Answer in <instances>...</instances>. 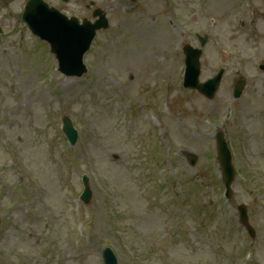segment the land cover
Segmentation results:
<instances>
[{
    "label": "rangeland",
    "instance_id": "1",
    "mask_svg": "<svg viewBox=\"0 0 264 264\" xmlns=\"http://www.w3.org/2000/svg\"><path fill=\"white\" fill-rule=\"evenodd\" d=\"M2 2L3 0H0V5ZM22 5L23 1H20L11 7L19 8ZM146 25H149L148 22L141 18L133 19L131 23L127 24L124 35H117L116 41L112 44L108 43V46L103 42L93 56L95 60L106 57L107 68L115 71L123 79L131 71L136 74L137 81L132 84V91L127 100L133 111L132 123L134 126H129L123 116L116 113L117 104L111 91L105 95L102 94L103 92H99L100 88H98V103L93 106L86 82L80 81L78 82L80 86L65 87L58 97V103L61 104L65 99V111L76 114L82 125V138L78 146L71 152L65 149L58 155V151L52 153L49 150L47 157L44 139L35 135L34 129H44L50 137L57 135L56 129L37 124L30 127L27 125L26 111H21L20 115L16 116L17 110L14 104L8 100L6 109H10L13 113L10 116L14 119L6 123L7 127L0 128V133H3V129H5L8 136L12 137L20 149V141L24 139L21 155L28 164L25 172L28 180L35 179V182L30 180V185L25 180L28 192L23 190L21 185L17 186L22 189L19 192L26 195L24 197L12 191L15 189L13 185L7 184L5 187L3 202L0 203L2 204L0 214L12 216L10 220L15 221L11 234L2 244L5 253L10 257L17 253L19 256L21 251H30L33 256L37 257V264H100L101 249L104 243L108 242V237L115 235L116 229L110 228L107 223L103 201L97 196L98 202H93L92 205L84 209L87 217L82 220L86 230L81 234L76 229V218L67 192L69 189H74L76 196L78 195L80 190L79 175L92 165L101 172L104 181L109 185L104 191V195L108 197L111 210L115 211L117 206L119 208L121 206L125 212L122 224L126 234L124 237L121 236L122 225L120 224L118 226L120 237L114 241L119 256L127 258L131 252L134 256V264H226V262L217 261L218 257L211 252L217 243L223 244L227 250H231L233 239L237 243L238 236L235 235L233 238V235L227 232L221 222H225L227 218H221L220 191L213 185L210 170L204 162V145L200 151L196 152L199 157L196 167H191L186 159H181V166L178 165L176 159L171 161L176 175L178 174L177 182L171 180L176 183L175 186L181 192L178 195L183 196L182 201L178 200V205L172 204L173 209L177 211H173V213L181 216L184 225L189 229V235L184 241H181V238L175 236L170 230L171 235L166 233L165 221L167 217L159 211H147L143 200L139 198V193L136 192L137 189L132 185L130 175L134 173L132 168L137 166L135 160L137 139L141 140L148 130L146 116L138 117L136 111L146 110L147 107L154 104L152 99L155 97L150 94L149 87L157 83L159 79V74L154 67V60L161 47L142 49L144 40L139 34L143 36L145 33H149L146 31ZM262 31L264 30L262 29ZM221 33L229 40L234 35L231 36L222 31ZM134 36L142 40L141 49L138 48L140 41L133 45ZM236 37L237 39L240 37L236 44L229 46L232 50H237L232 64L237 63L238 58L242 65L246 66L251 77L248 92L238 104V109L242 116V123L244 124L243 117L245 116L247 120L245 125L252 129L253 148L257 152L258 158L264 161V143L261 139V136L264 135V123L258 119L252 120L255 113L252 110L253 99H257L255 108L259 114L264 113V82L261 81H264V77L255 69L258 60L255 55L256 51H260L264 58V33L261 39L252 35V31H245L242 34H237ZM3 45H6V42ZM15 53L16 51L10 46H0V91L10 87L7 77L10 76L8 72L13 62L22 72L17 81L21 85L20 89L31 87L43 77L44 65L39 58H35L33 61V58L30 57V49L25 54L24 62H20ZM31 64L33 65L30 68ZM38 65L41 69L40 73L29 75L31 72H36L35 67ZM165 69L166 75H170L171 71L168 65ZM231 75L233 74L231 73ZM255 78L259 81L254 82ZM108 85L111 84L108 82ZM223 93L222 107H225L229 103V100L225 99L230 98L231 94L229 91ZM196 96V93L185 96L175 94L174 96L177 101L175 110L182 112L186 116L187 122H193L196 116L193 113L194 110L205 106L213 109L214 105L200 106L201 104L198 102L194 104ZM43 101L42 98L34 100L40 104H43ZM27 112L31 115L35 112L37 117L38 114L42 115L41 108ZM31 119L34 121V118ZM41 125L44 124L41 123ZM257 125L262 128L255 132L254 127ZM167 133L170 135L171 132ZM232 135L236 138L233 131ZM181 141H184L182 136ZM112 152L122 153L120 160L124 162L123 166L110 161L108 153ZM2 159L5 162L8 161L9 168L15 172L9 159L7 160L6 157H2ZM79 164L81 167L77 168ZM1 168L2 165H0ZM11 170H9L10 174H12ZM7 180L15 184L17 177L13 174L7 176ZM249 188L250 185L243 189L247 191ZM240 194L241 196L235 199L236 202L252 203V199L246 195L247 193L242 191ZM11 200L16 201V206L8 214L7 203ZM167 201L169 199L164 203L168 204ZM209 203H213V205ZM186 206L187 208H184ZM169 209L172 210L171 207ZM194 212H197L196 215ZM54 215L59 216L58 221L52 219ZM88 215H95L96 220ZM249 215L250 223L256 231L255 240L259 247L257 250L260 255L264 256V212L255 203L249 210ZM167 225L169 227V223ZM193 231L196 249L188 246ZM43 232L48 237L44 240L40 239L37 244L35 236H39ZM31 234L33 235L32 241L29 239Z\"/></svg>",
    "mask_w": 264,
    "mask_h": 264
}]
</instances>
